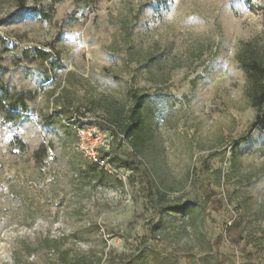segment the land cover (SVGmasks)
I'll return each instance as SVG.
<instances>
[{"label": "rangeland", "instance_id": "1", "mask_svg": "<svg viewBox=\"0 0 264 264\" xmlns=\"http://www.w3.org/2000/svg\"><path fill=\"white\" fill-rule=\"evenodd\" d=\"M251 51L264 0H65L51 21L0 0V80L38 95L19 121L0 110V264H264ZM135 91L137 148L115 121ZM93 122L114 136L105 165L78 147Z\"/></svg>", "mask_w": 264, "mask_h": 264}, {"label": "trees", "instance_id": "2", "mask_svg": "<svg viewBox=\"0 0 264 264\" xmlns=\"http://www.w3.org/2000/svg\"><path fill=\"white\" fill-rule=\"evenodd\" d=\"M21 11H29L40 16L45 21H51L56 13V7L65 0H15ZM78 4L87 7H93L104 1L112 0H74ZM29 7V8H28ZM52 53L44 50L35 49V61L48 62L52 59ZM58 59V58H57ZM240 63L247 75L248 85L245 91L246 98L250 106L256 110L254 122L251 124L245 139L252 132L259 128H264V61H262L255 52H249L245 57L240 59ZM54 64V63H53ZM61 68V67H60ZM37 93L32 91H18L8 88L0 80V110L6 115L8 121H19L23 114L29 111V105L37 100ZM132 102L131 108L128 110L126 120L121 121L120 114L116 120L121 124L123 139L133 141L134 147H138L144 140L141 135L143 126L142 109L146 100L145 95H140L138 92L130 93ZM72 105V104H71ZM50 119V116H49ZM92 125H97L103 128L99 122H93ZM44 149V148H42ZM45 151V150H42ZM100 158L105 160V156ZM171 209V208H170ZM54 251V250H53ZM58 264V263H57ZM60 264H95L86 256L81 254L71 255L66 252L60 258Z\"/></svg>", "mask_w": 264, "mask_h": 264}, {"label": "built area", "instance_id": "3", "mask_svg": "<svg viewBox=\"0 0 264 264\" xmlns=\"http://www.w3.org/2000/svg\"><path fill=\"white\" fill-rule=\"evenodd\" d=\"M76 133L79 140L78 147L81 151L85 152L94 164H108L107 160L99 158V153L108 152L111 149V145L114 140V136L111 131H104L97 125H90L78 128Z\"/></svg>", "mask_w": 264, "mask_h": 264}]
</instances>
